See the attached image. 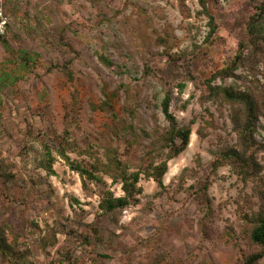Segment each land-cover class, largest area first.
<instances>
[{"label": "rangeland", "instance_id": "rangeland-1", "mask_svg": "<svg viewBox=\"0 0 264 264\" xmlns=\"http://www.w3.org/2000/svg\"><path fill=\"white\" fill-rule=\"evenodd\" d=\"M205 1L0 0V264H264V39L246 34L263 0ZM208 80L252 96L248 145ZM166 94L190 131L170 159ZM121 168L141 191L105 213Z\"/></svg>", "mask_w": 264, "mask_h": 264}, {"label": "trees", "instance_id": "trees-1", "mask_svg": "<svg viewBox=\"0 0 264 264\" xmlns=\"http://www.w3.org/2000/svg\"><path fill=\"white\" fill-rule=\"evenodd\" d=\"M201 8L205 11L206 10V1L205 0H198ZM4 15L7 19V26H6V34L8 31V16L6 11L4 10ZM264 15V0L256 7L255 12L250 16L247 26H246V34L248 38L253 39L252 41H260L264 39V32L261 23V19ZM212 19V18H211ZM6 34L1 37L3 40L6 37ZM241 49V50H240ZM242 44L239 47V52L235 55L233 60L229 62L227 66L218 70L217 72L213 73L211 79L220 76V77H227L231 76L232 72L235 70L236 66L241 60L242 55ZM241 51V52H240ZM103 63L107 66L111 64V62L103 57H100ZM239 61V62H238ZM207 81V86L209 89V94L211 95H222L223 99L231 104H240L241 107L244 109V115L246 121L244 123L242 132H241V139L243 140L245 145L247 141L251 140V135L254 132V125L256 120V104L253 100L250 93L236 90L233 91L229 88L219 87V86H211ZM170 105V97L168 94L162 100V113L168 122V132L165 137L166 143L168 146L167 158L170 159L173 156L180 153L188 144V137H189V128L188 127H178L175 117L170 112L169 109ZM177 139L179 141L177 142ZM117 165L120 166V161L116 160ZM50 167V166H49ZM79 169V166H75ZM50 169V168H48ZM119 169V168H118ZM167 164L165 161L157 164L151 165L150 170L147 172L148 176L153 178L157 184L161 187L162 186V176L166 172ZM81 177L83 175H88L91 179H94V175L89 173L85 168H81L78 170ZM117 178L121 182V188L123 191L122 196H113L108 192L106 196H103L99 202V206L101 210L105 213H112L117 209L124 208L130 204L132 198L138 195L141 191V188L138 186L139 181V173L137 172H127L126 169L121 168ZM84 180V179H83ZM11 184V183H10ZM83 181V185H84ZM251 240L264 248V220L261 221L259 225H257L251 232ZM252 258H256L253 256Z\"/></svg>", "mask_w": 264, "mask_h": 264}, {"label": "built area", "instance_id": "built-area-1", "mask_svg": "<svg viewBox=\"0 0 264 264\" xmlns=\"http://www.w3.org/2000/svg\"><path fill=\"white\" fill-rule=\"evenodd\" d=\"M7 19L4 15L2 8L0 7V39L6 33Z\"/></svg>", "mask_w": 264, "mask_h": 264}]
</instances>
